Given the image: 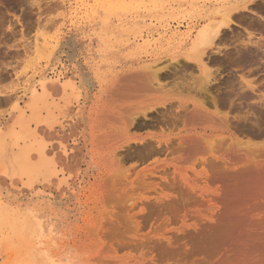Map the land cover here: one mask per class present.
Listing matches in <instances>:
<instances>
[{
    "label": "rangeland",
    "instance_id": "1",
    "mask_svg": "<svg viewBox=\"0 0 264 264\" xmlns=\"http://www.w3.org/2000/svg\"><path fill=\"white\" fill-rule=\"evenodd\" d=\"M252 1L254 2L249 5L253 9L239 8V12L237 9L236 12L234 11L235 23L231 25L232 28L225 30L222 34L221 39L223 38V40L218 41L221 54L208 49L209 52L207 50L205 59H207L206 62L212 59L208 65L220 82L218 87L216 85L217 88H221L222 93L218 91L220 95L229 91L226 88L229 86V79L235 78L239 82L243 79L252 80L253 85L258 86V90H255L254 94L257 95L258 92V95L260 93L262 97L258 99L260 95H257L258 98L253 95L254 99H258L254 100L255 105L253 104V106H257L255 111L260 112L261 109L258 107L261 106V99H264V45L258 47V44L255 43L264 44V0ZM242 2L244 0H0V103L2 102L0 125L7 124L4 117L8 116L10 110V106L5 105L4 100L14 93L23 96L24 87L27 85L25 80L37 68H43L49 71L47 73H51L50 71L54 67L48 63V56L53 49H60L64 52L61 60L70 71L69 78L74 77L73 69L76 67L77 88L82 94L83 101L87 99L86 114L81 116L79 112H75L65 122V132L69 138L67 144L70 146L71 156L74 157V164L66 161L61 151L55 152V157L61 162V169L68 170L73 164L81 173L80 177L73 182L71 190H65L67 195L64 200H58L60 194L56 191V186L53 188L38 186L33 192H27L28 195L24 196L19 189L10 187L1 172L4 155L0 154L1 198H7L10 194L23 196L20 200H1L2 203H8L11 208H9L6 217L3 215L4 219L0 215V264H52L45 253L34 245V240L25 227L29 220V212L39 216L48 236L46 248L51 255L56 254L55 259L60 264H70L68 260L70 258L80 259V264H100V262L104 264L106 260L114 261L115 264H208L213 259L214 251L219 249L217 247L218 249L213 250L217 243H220L217 239L224 244L231 242L237 227L234 228V232L230 231L227 225V228L223 229L230 231L229 239L228 235L225 236L226 238H222L221 234L224 235V231L220 229V232L217 228L213 229L214 231L207 229L209 232L206 230V233L205 231H203L204 233L199 232L202 231L200 230L201 226L198 225L199 218L204 217L202 223L215 224L208 217L209 214L218 211V207L213 202H209L204 208H196L188 204L186 206L183 203L185 208L180 210L178 208L183 204H179L180 207L177 206L176 209H174L175 207L160 209L164 215L163 212L157 213L154 209L151 211L150 206L162 198L191 200V196V198H185L188 194L184 196L178 191V188L176 189L181 176L189 178L192 187L199 195H203L201 200H264V190L258 194L256 185L241 187L236 182L213 181L214 177L209 171L211 167L208 164L193 165L191 162H185L179 164V167L183 168L180 173L173 170V166L177 163L173 161L172 156L160 158L158 156L157 160L153 156H149V158L148 153L146 157L145 153L135 150L131 152H126L123 149L96 151L92 133L96 125V115H99L100 111L103 116H106L103 117L105 124L108 115L111 116L112 112L124 108L123 111L138 114L141 118L142 114L147 111L150 118L155 119L153 120L154 126L133 131L131 134L133 138L166 137L175 133L176 130L173 127L176 122L171 118V114L174 115L176 109L174 107L180 99L176 92L178 91L176 84L177 81L183 83L186 80L187 82L193 75L192 70L194 72L192 66L186 65L190 44L209 19L215 17L213 13L217 11L216 7L219 8L224 4L234 6V4H242ZM77 8H79L78 18L74 19L72 13L76 12ZM252 10H256V13ZM86 14L92 15V23L89 25L82 22V16ZM173 33L187 34L190 37L181 44L175 41L171 45H166L164 42L158 46H145L147 40L153 41L159 38V35H167L168 38ZM34 44H40L43 53L40 52L41 49H37V51L35 49L37 45L34 46ZM258 55L259 57H257ZM242 60L245 62L242 63ZM177 61L180 63L178 64ZM216 61L219 63L217 64ZM148 66H157L158 69H162V74L168 75V81H166L171 86L166 82L168 94L163 99L157 100V95L156 100L154 98L149 101L141 96L139 90L137 91L139 89V80L137 79L139 75L137 74L145 72ZM132 74L137 76H131ZM137 80L138 83H135ZM183 85L181 86L183 88L179 85L181 90L186 86ZM172 88L174 90H171ZM120 93L121 95H119ZM249 93L252 94L250 91ZM235 102L238 104L240 100L236 99ZM248 103L252 105L253 102L249 101L243 105L245 109L244 113L241 112V116L245 114ZM109 109L110 112L107 111ZM251 112L253 111L247 113V116H249L248 114L251 116ZM261 112L260 115L264 117ZM253 113L257 114V112ZM258 114L256 117H260ZM162 116L164 117L162 118ZM251 117L248 119V123L253 125L255 117H252V123L249 122ZM74 139L77 141L74 142ZM145 160H147L146 163H144ZM89 166L93 168L86 172ZM155 167H161L163 173H158L160 169L155 171ZM165 167L164 172L163 168ZM151 169L155 174L151 173ZM149 171L150 175L155 176V179L158 177L159 180L155 181L156 184L153 183L156 185L154 188L148 187L150 188L148 190L146 186L143 190V186L142 188L140 186L141 181L143 178H147L146 175L149 174ZM166 171H171V174L168 173L170 178ZM175 172L178 177L176 179L179 180L175 181L177 183L172 181L175 180L173 179L176 177ZM127 177H131V182L126 185L123 179L125 180ZM139 178L141 179L139 180ZM170 180L171 182H169ZM230 190H233L234 193L229 194ZM131 197H136L135 201ZM125 199L132 200L134 203L138 200L134 205L135 208L133 210L130 208L131 213L130 209H126L125 204L118 202ZM150 200L153 201L152 204ZM247 205L243 202L237 204L236 209H239L237 214L243 215L239 211ZM175 210H178L179 213ZM181 210L182 212H180ZM153 212L155 213L153 214ZM134 213H139L137 215L139 219ZM250 215L255 217L257 213L252 212ZM127 219L130 226L127 224ZM122 220L124 221L121 222ZM230 221L233 220L229 219L228 224ZM124 222L128 226H125ZM105 223L107 224L105 225ZM234 225L237 223L235 222ZM251 228H255V225L251 224ZM185 230L191 232L192 240L193 236L196 238L193 241L190 238L184 240L181 238V242L179 241L181 251L167 254L154 249L153 244L157 239L169 237L177 241L186 233H190ZM184 231L185 234L182 233ZM176 233L179 236H176ZM179 243L177 242L175 247ZM222 243H220L221 246ZM211 249L213 253H211ZM209 250L211 258L208 257L210 259L206 260ZM228 255L231 256V254ZM97 258L99 260H96Z\"/></svg>",
    "mask_w": 264,
    "mask_h": 264
},
{
    "label": "bare ground",
    "instance_id": "2",
    "mask_svg": "<svg viewBox=\"0 0 264 264\" xmlns=\"http://www.w3.org/2000/svg\"><path fill=\"white\" fill-rule=\"evenodd\" d=\"M63 2L66 3V1ZM253 2L254 1L252 0H244L242 4L238 3L237 5L234 4V6H230V5L227 6L224 4L221 5L219 8L216 7L215 10L217 11L213 13L215 17L209 19L208 23L197 33L195 39L190 44V49L186 57V63H187L186 65H188L189 67L192 66L194 72L192 70L193 75H191V78L189 77L190 79L188 78L189 80H187V82L190 83H187L186 80H184L183 83L177 81L176 84L178 87L179 85L181 87L183 84L187 83L185 84L186 86L183 85L185 87L182 90L181 88L183 87L178 88L176 86L178 90L176 92L179 98L181 99L182 97V99L181 100L179 99V102L176 103L177 107L174 104L175 105L174 108H176L174 111L175 113L174 115L171 114V118L173 119L174 122H176L175 127H173V129L176 130L175 133L172 134L170 133L171 135H168L166 137H151L149 139L133 138L131 137L133 131L136 130L140 131L145 128L147 129L150 126L151 127L154 126L153 120L155 119H153L152 117L150 118V116L147 114V111L142 114V118H141L138 114L135 113L130 114L123 111L125 108L123 110L117 109V111L112 112L113 114H111V116L108 115V120L105 124H104L105 122L104 118L106 116L105 115L103 116L102 111H100V113L98 112L99 115L98 114L96 115V119H95L96 125L93 128V133H92V141L94 143L95 150L115 151V150L123 149L126 150V152H131L132 150H135V151H140L141 153H145L144 156L146 157L148 153L149 154L148 157L153 156L156 158L158 156H159L158 158L163 156H172L174 158L173 161L177 163L175 166H173V170L177 172H180L183 169L179 167L180 166L179 164H183L185 162H191L193 165L208 164L211 167V170H209L210 168L208 170L212 172L213 175L212 177H214V179L212 178L213 181L216 180L226 183L236 182L241 187H253L254 185H256V187H258V188L254 187L256 188V192L258 194L260 192H263L264 190V117L263 115H260V112L263 111L261 112V114L262 113L264 114V99H261L260 102L262 103L259 102L261 106L258 105L259 106L258 109H261L259 110L260 112H258V110L255 111L257 109L256 108L257 106L256 107L253 106L255 102L254 100H258L262 98L260 93H259L260 96L258 95V92L256 93L259 96V98L257 95L254 94L256 92L255 90H258L257 89L258 86L256 87L255 85H253L254 82L252 83V80L243 79V81L239 82V80H235V78L228 80L229 86L226 88H228L229 91L220 95L218 91L221 92L220 90L221 88H217L220 82L208 65L209 62H212L211 61L212 59L208 60L207 62H206L207 59H205L208 49H210V51L213 50V52L215 51V53L217 54L218 53L221 54V48H219L218 43L223 40V38L221 39V36L225 32V30L232 28L231 25L235 23L233 15L236 12V9L238 10L239 8H241V9L249 10L251 8L249 4ZM71 9L73 8L71 7ZM78 9L79 8L75 9L76 12L72 13L74 15V19L78 18L77 16V14H79ZM253 12L256 13V10ZM91 16H92L91 14L89 15L86 14L82 16V22L87 23L88 25L91 24L92 23ZM189 37L190 35L178 34V33H173L168 38L167 35H159V38H156L153 41L147 40L145 46L147 47L158 46L159 44L162 45L164 42L166 43V45H171L175 41H178L179 44H181L183 42H186L189 39ZM255 44L256 45L258 44L257 45L258 47L264 45L263 43L261 44V42H257ZM35 45L37 44H34V46ZM39 45L40 44L37 45L38 47L36 46L35 48L36 50L41 49V45L40 46ZM40 52H42V49ZM63 54L64 52L60 51V49L51 50L48 56L49 58L48 63H51V65H53L54 67L53 69L50 68L51 73H47L49 71L48 70L46 71L43 68H37L25 80V83L27 85L24 87L23 96H20L19 93H14L12 96L10 95L8 98L4 100V104L10 106V110L8 116L4 117L7 121V124L0 125V154L4 155V165H3V170L1 172L3 173V176L6 179V181L10 184V187H13L14 189H19L20 193H22L23 196L28 195L27 192H33V190L38 186H42L43 188H53L56 186V191L60 194L58 200H64L67 195V192L65 190L66 189L71 190L73 182L76 179H78L81 174L79 170H77L76 167L73 165L74 157L71 156L70 146L67 144V140H69V138L67 137L65 132V127H66L65 122L75 112H79V115L81 116L86 114L85 111H86L87 99L83 101L82 94L77 88L75 82L76 81L75 76L77 74L76 67L73 69L75 72L74 77L69 78L68 73L70 71L61 60ZM257 57H259V55ZM208 59H210L209 56ZM242 61H243L242 63L245 62L244 60ZM216 62L217 64L219 63V61ZM177 63L179 64L180 62L177 61ZM157 66L146 67L147 70L145 72H143L142 74L141 73L137 74L139 75L137 78L139 80V83L138 80L137 82H135L138 83L139 89H137L136 86H135L136 88L134 89L135 90L137 89V91L139 90L141 96L145 97L149 101L153 100L157 95H158L156 97L157 100L163 99L164 96L168 94V91L166 90L168 87L167 86L168 75L162 74L161 73L162 69H158ZM135 75L136 74H132L131 76H135ZM177 80L179 79L177 78ZM234 81L237 82L235 83ZM122 86L124 87L125 85ZM171 90L174 89L172 88ZM249 91L252 92V94H250ZM119 95H121V93ZM253 95H255V97L257 96L256 98L258 99L256 98L254 99ZM116 96H118V94ZM124 96L127 97V95ZM121 98H125V97H121ZM156 98L154 100H156ZM236 99L240 100V103H238L239 105L236 104L235 102ZM249 101L253 102L252 105H250L251 103L250 104L248 103L246 105L248 109L246 107L245 114H243L244 116L243 115L241 116V112L245 109L244 108L245 106L243 107V105H245ZM107 111L110 112V109ZM250 111L257 112V114L259 113L258 115L260 116V117H256L257 114L255 115V113L251 112V116L255 117V119L253 118V120L255 121H253L252 123L251 122L252 117L250 116V114H248L251 117L249 122H251L253 125H250L248 123V119L250 117L247 116V113H250ZM104 114H106V112H104ZM163 117L164 116H162V118ZM164 120H166V118H164ZM99 121L100 124H98ZM173 121L170 120V122ZM167 128L169 129V127ZM173 129L172 131L174 132ZM76 141L77 140L74 139V142ZM56 151H61L62 154L64 155V159L68 162L73 163L68 170L61 169L62 167L61 162L58 161V159L55 157ZM166 158L168 159V157ZM146 161L147 160H145L144 163H146ZM156 167L154 170L157 171L160 169V172L158 171V173L162 174L163 172H161V167L159 168ZM92 168H93L92 166H89L86 169V172L90 171ZM163 169L165 172L166 167ZM169 169L171 170V168ZM154 170L151 169L150 170L151 173H153ZM150 171L149 174H147L148 176L146 174H143L146 175L147 178H143V176H140L143 178L142 179L143 182L141 181L142 184L140 185L141 188L143 186V190L144 188H146V186H147L146 189L148 190L151 187L154 188V186H156L155 181L159 180L157 179L158 177H156L155 179V176H153L152 174L150 175ZM168 171H166L167 175L168 173L171 174V171L170 172ZM177 172H175L176 173L175 176L177 175ZM170 174L168 175L169 178H170ZM176 178L178 179V177L176 176L175 178H173L175 180H172L174 181V183H177L179 181V180L177 181ZM140 179L141 178H139V180ZM179 179L181 180L178 182L177 185L178 187H176V184L174 186L176 187V189L178 188V191H180L181 194H184V196L185 194H188V196H186L185 198L191 196L192 199L175 200V198L170 197V198H162L161 200H156L154 203L153 201L150 200L151 204L153 203L152 204L153 206H150L151 211L154 209L155 211H157V213H160L163 212L161 211L162 209H168V208L170 209L171 207L173 208L175 207L174 209H176L177 206L180 207L179 204H183V203H185L186 206L191 205L196 208L199 207L204 208L209 202H213L218 207L217 209L218 211L209 214L208 217L209 220L214 221L215 224L213 223L212 225L211 223L209 224L207 222L202 223V219L204 217L202 219L199 218L201 221L197 220L198 225H200L202 228L200 229L202 231L199 232L205 231L206 233L207 229H212V231H214L213 229L216 230V228L218 229V231H220V229L221 231H224L223 229H226L227 227L230 231L233 232L235 231L234 228L236 227L237 230L234 232L235 236H233V239L231 240L230 243L228 242L224 244L219 239H217L218 242L222 243V246L220 243H217L218 246L216 245L213 250H216L218 248L219 249L217 251H214L215 252L214 255L212 254L213 259L210 260L209 263L208 262L207 263L208 264H264V200H201L203 198V195H199V193L194 189V187H192L189 178H186V176H181V178ZM123 181L127 185V183L131 182V177H127L125 180L123 179ZM123 181L122 184L124 183ZM169 182H171V180ZM170 187L172 188L173 186ZM230 191L229 194L234 193L233 190ZM7 193L9 192L7 191ZM1 196L2 194L0 193V215L3 218L4 216L6 217V214L9 208H11V206L6 202L2 203L1 200H20L21 198H23V196H12L11 194L7 198L5 197L1 198ZM127 196L125 197L127 198ZM183 197L182 199H184ZM132 198L134 197H131V199ZM134 201L125 199V200H120L118 202H122L123 204H125L124 206H126V209L129 210L130 208H132L133 210L135 208L134 205L135 203L138 202V200H136L137 202L135 203ZM118 202L116 201V203ZM240 202H243V204L245 205L247 204L249 205V206L248 205L244 206L241 209V211H239L242 212L243 215L237 214L239 209L238 210L236 209V205L239 204ZM185 205L183 204L181 206L182 208L180 207L178 209L180 210L183 209V207L185 208ZM121 210L119 211L123 213V211ZM132 210L130 209V213L132 212ZM175 211L178 212V210ZM180 212H182V210ZM252 212H256L257 215L255 217H252L250 215ZM154 213L155 212H153V214ZM178 213L176 214L178 215ZM233 213L235 214L233 215ZM134 214L133 217H135ZM138 214H136V216ZM162 214L164 215V212ZM236 214L240 216H237ZM28 215H29L28 216L29 220H27L28 222L26 223L25 227L29 231L31 238L34 240V245L37 246L39 250L45 253V255L47 256L49 261H51L52 264H60L58 263V260L55 259L56 254L51 255L48 249L46 248L48 236L45 233V229L42 226L39 216L33 212H29ZM163 215L161 217H163ZM229 219L233 221H230L228 224ZM124 220H122L121 222H123ZM132 221L133 223H135L134 220ZM234 221L237 223V225H234L235 224ZM125 222H124L125 226H128L129 225L128 219H127L128 225H126ZM106 224L107 223H105V225ZM121 224L124 226L123 223ZM138 224L140 225L139 221ZM251 224L255 225V228H251ZM219 227H223V228H219ZM229 230L224 231L223 232L224 235L221 234V237L226 238L225 236L228 235V239H229V235H230ZM137 231L139 232V228ZM185 231L182 233L185 234L186 232H190V231H186V232ZM124 232L125 231L123 230V233ZM225 232L227 233L225 234ZM134 233L136 234L135 230ZM177 235L178 234L176 233V236ZM191 237L192 234L190 232V233H186L183 237H180L177 241L174 238H169V237L157 239V241L153 244L154 249L160 250L167 254L179 252V250L181 251L180 249L181 243H179L181 238H183L182 240L186 238H190V240H192ZM195 238L196 237L193 236V240H195ZM177 242L179 243V245L175 247ZM213 250L211 249L212 252L210 250L209 252L207 251L209 256L208 255L206 256V260L211 258L210 255L211 253H213ZM228 254H231V256ZM68 260L70 261V264H80V259L78 258H70ZM96 260L99 259L97 258ZM104 264H115V262L106 260ZM143 264H149V263H143Z\"/></svg>",
    "mask_w": 264,
    "mask_h": 264
}]
</instances>
